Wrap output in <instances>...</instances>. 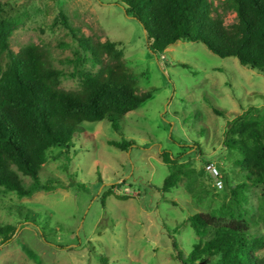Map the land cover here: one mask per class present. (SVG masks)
<instances>
[{
    "label": "rangeland",
    "instance_id": "rangeland-1",
    "mask_svg": "<svg viewBox=\"0 0 264 264\" xmlns=\"http://www.w3.org/2000/svg\"><path fill=\"white\" fill-rule=\"evenodd\" d=\"M211 1L225 25L237 21L235 12L223 9L224 0ZM5 14L15 25L12 51L29 44L47 47L54 67L69 75L62 89L79 91L81 83L70 77L78 70L69 63L73 37L61 14L82 34L119 43L137 92L153 95L119 131L107 120L84 122L70 150H52L39 178L42 184L61 182L55 190L31 198L0 194V223L18 227L13 241L0 248V264H103L104 258L111 264H179L170 236L189 216L226 201V186L218 190L206 166L215 164L231 187L242 174L232 166L239 153L226 150L224 136L229 121L250 108L264 109V74L201 43L179 41L162 54L152 53L144 27L117 0H5ZM123 139L134 146L121 150L108 144ZM162 151L194 169L197 182L187 185L190 180L183 179L182 188L155 191L171 172ZM20 177L26 187L34 181ZM111 187L130 199L107 196ZM262 194L261 189L250 194L254 208ZM251 234L264 239V225H253ZM175 236L187 256L200 241L189 225ZM257 255L264 259V249Z\"/></svg>",
    "mask_w": 264,
    "mask_h": 264
},
{
    "label": "trees",
    "instance_id": "trees-1",
    "mask_svg": "<svg viewBox=\"0 0 264 264\" xmlns=\"http://www.w3.org/2000/svg\"><path fill=\"white\" fill-rule=\"evenodd\" d=\"M117 6L142 24L156 55L179 41L201 43L221 58H237L242 66L264 74V0H224L223 9L237 16L229 26L211 0H117ZM61 18L73 37L74 58L69 63L78 73L70 77L76 75L81 83L75 92L61 88L69 75L54 67L47 47L29 44L18 53L12 51L15 25L5 14V0H0V194L31 198L37 192L55 190L61 182L42 184L39 178L52 150H70L84 122L107 120L119 131L125 118L153 95V91L137 92L135 76L127 69L119 43L82 34L65 15ZM97 67L100 70L94 72ZM215 113L224 115L217 109ZM108 144L121 150L134 146L126 139ZM224 147L231 154L239 153L232 166L242 174L235 187L224 178V204L209 213L189 216L170 236L179 264H264L257 255L264 249V239L251 234L253 225H264V109L250 108L229 121ZM161 157L171 172L161 187H152L155 191L166 194L182 188L183 179L190 180L187 185L197 182L195 170L172 153L162 151ZM20 174L33 183L24 186ZM113 188L107 196L130 199L115 195ZM255 189L263 191L258 208L250 202ZM171 202L177 204L174 198ZM25 224L29 222L20 223L21 229ZM186 225L200 238L188 256L175 236ZM17 233L18 227L0 223V248ZM102 261L111 264L108 258Z\"/></svg>",
    "mask_w": 264,
    "mask_h": 264
},
{
    "label": "built area",
    "instance_id": "built-area-1",
    "mask_svg": "<svg viewBox=\"0 0 264 264\" xmlns=\"http://www.w3.org/2000/svg\"><path fill=\"white\" fill-rule=\"evenodd\" d=\"M206 170L211 177L215 180V187L218 190H223L225 187L224 177L220 169L213 163H210L206 166Z\"/></svg>",
    "mask_w": 264,
    "mask_h": 264
}]
</instances>
